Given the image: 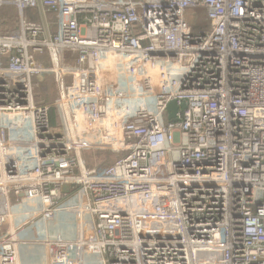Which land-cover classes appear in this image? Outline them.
I'll use <instances>...</instances> for the list:
<instances>
[{
    "label": "built area",
    "instance_id": "obj_1",
    "mask_svg": "<svg viewBox=\"0 0 264 264\" xmlns=\"http://www.w3.org/2000/svg\"><path fill=\"white\" fill-rule=\"evenodd\" d=\"M5 5L0 264H264V0Z\"/></svg>",
    "mask_w": 264,
    "mask_h": 264
},
{
    "label": "rangeland",
    "instance_id": "obj_2",
    "mask_svg": "<svg viewBox=\"0 0 264 264\" xmlns=\"http://www.w3.org/2000/svg\"><path fill=\"white\" fill-rule=\"evenodd\" d=\"M185 18L187 22L192 26L194 32L197 31V27L205 24L206 20L202 11L198 12L194 10H186ZM16 16L15 11L11 6L5 5L0 14L1 24L10 22ZM32 20H37L35 17ZM35 82L37 79H33ZM56 87L50 78L47 81L42 82L41 86L37 89V95L41 99L45 98L48 100H53L56 96ZM116 154L109 151H99V150H87L82 152V158L85 161L86 167L95 168L101 165H107L116 158Z\"/></svg>",
    "mask_w": 264,
    "mask_h": 264
},
{
    "label": "crops",
    "instance_id": "obj_3",
    "mask_svg": "<svg viewBox=\"0 0 264 264\" xmlns=\"http://www.w3.org/2000/svg\"><path fill=\"white\" fill-rule=\"evenodd\" d=\"M52 78L50 75H47L42 82L47 81V79ZM42 84V83H41ZM40 98V97H38ZM41 99V98H40ZM46 102H51L52 100L41 99ZM50 122L52 125L57 124L56 112L54 109L50 110ZM70 219V218H69ZM72 221V219H70ZM32 235V234H31ZM18 263L19 264H40L41 259L44 255V249L40 245H28L18 243Z\"/></svg>",
    "mask_w": 264,
    "mask_h": 264
},
{
    "label": "water",
    "instance_id": "obj_4",
    "mask_svg": "<svg viewBox=\"0 0 264 264\" xmlns=\"http://www.w3.org/2000/svg\"><path fill=\"white\" fill-rule=\"evenodd\" d=\"M184 107L185 105L181 104L180 108H184ZM177 109L178 107L176 106L175 101L174 100L170 101L167 105V112H168L167 118L174 120L175 112L177 111Z\"/></svg>",
    "mask_w": 264,
    "mask_h": 264
}]
</instances>
